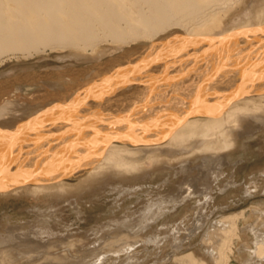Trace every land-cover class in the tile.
I'll return each mask as SVG.
<instances>
[{"label": "bare ground", "instance_id": "obj_1", "mask_svg": "<svg viewBox=\"0 0 264 264\" xmlns=\"http://www.w3.org/2000/svg\"><path fill=\"white\" fill-rule=\"evenodd\" d=\"M239 1L0 0V65L46 52L91 64L30 69L14 77L10 71L9 80L0 79V196L60 197L109 174H139L144 158L162 155L187 159L182 171L202 156L199 173L218 177L246 135L245 124L264 130V0L255 15L242 2L243 16L223 26L221 14ZM158 136L164 138L156 141ZM59 176L76 179L16 183ZM180 188L179 195L149 204L135 224L123 226L141 237L194 195L205 199L201 207L217 199L211 187ZM242 214L213 224L198 215L193 230L171 226L163 238H132L115 256L133 264L132 252L143 240L170 247L165 264H227ZM247 229L255 235L253 254L264 259V237L252 225ZM204 230L207 247L197 258L188 247ZM252 260L245 263L256 264Z\"/></svg>", "mask_w": 264, "mask_h": 264}, {"label": "rangeland", "instance_id": "obj_2", "mask_svg": "<svg viewBox=\"0 0 264 264\" xmlns=\"http://www.w3.org/2000/svg\"><path fill=\"white\" fill-rule=\"evenodd\" d=\"M244 1L245 6L252 10L251 15L260 9L261 0H255L253 4L251 0H240L237 8L234 5L221 14L223 26L229 27L243 16L246 8L242 4ZM68 55L46 52L32 58L6 60L0 65V79L9 80L6 74L10 71L16 72L14 77L30 69L40 71L73 67L81 70L91 65ZM59 56L65 57L60 59ZM110 58L108 56L104 60ZM244 131L246 135L240 138L234 157L220 168L218 177H205L199 173L202 156L192 160L189 168L182 171L187 159L182 162L176 157L162 155L144 158V170L139 174L125 177L109 174L60 197L31 196L26 192L0 196V264H90L102 254L108 258L96 264H126L125 256L122 255L119 260L115 251L121 249L127 240L160 233L159 238H163L171 226L187 228L183 230L186 233L194 229L198 215L205 216L213 224L223 217L241 212L243 216H239L236 224L238 238L234 237L228 243L227 264H246L250 258L256 264H264V259H257L253 254L255 235L247 229L252 225L264 237V130L247 123ZM167 181L172 182L169 188ZM182 185L194 189L211 187V194L217 199L209 206L201 207L205 199L196 194L175 209L170 208L168 216L166 214L150 224L151 227L141 237L132 236L130 228L123 226L124 223H128L126 226L135 224L149 204L179 195ZM229 189L231 192H227ZM205 231H200L188 247L189 251H196L197 258L202 257L207 247L201 237ZM169 233L172 237L176 230ZM143 242L140 240L135 245L133 264H165L162 261L168 259L170 247L162 242L159 247ZM217 245L214 244L215 247ZM96 253H100L99 257H95Z\"/></svg>", "mask_w": 264, "mask_h": 264}, {"label": "water", "instance_id": "obj_3", "mask_svg": "<svg viewBox=\"0 0 264 264\" xmlns=\"http://www.w3.org/2000/svg\"><path fill=\"white\" fill-rule=\"evenodd\" d=\"M236 34V33H235ZM217 39H219V38H217ZM224 39H226V38H221V39H219V41L220 40H222V42H227V40H224ZM216 40V39H215ZM222 42H218V43H222ZM217 43V44H218ZM214 49L215 50H220V49H218V48H216V47H214ZM182 115H184L185 116V114H182ZM124 134L125 133H122V134H120V138L122 139L123 138V140L125 141V140H127L128 138L127 137H125L124 136ZM162 138H164L163 136H158L157 137V140L156 141H160V140H162ZM142 142H144V141H142ZM146 142H149V141H146ZM146 142H144V143H146ZM108 144V141L106 140V142H105V140H104V147L106 146ZM59 179H69V180H74V179H76V178H60V176L59 177H56V178H19V179H16L17 181H16V183H21V184H24V183H33V184H35V183H39V182H50V181H53V180H59ZM15 181V180H14Z\"/></svg>", "mask_w": 264, "mask_h": 264}]
</instances>
